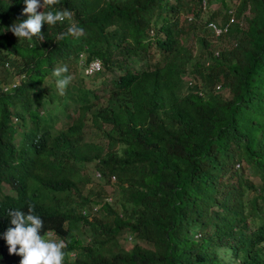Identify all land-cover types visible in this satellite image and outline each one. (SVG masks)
<instances>
[{
	"label": "trees",
	"instance_id": "16d2710c",
	"mask_svg": "<svg viewBox=\"0 0 264 264\" xmlns=\"http://www.w3.org/2000/svg\"><path fill=\"white\" fill-rule=\"evenodd\" d=\"M18 4L0 0V223L34 205L64 264H264V0H61L83 34L44 23L27 48L8 30Z\"/></svg>",
	"mask_w": 264,
	"mask_h": 264
},
{
	"label": "clouds",
	"instance_id": "9594fccd",
	"mask_svg": "<svg viewBox=\"0 0 264 264\" xmlns=\"http://www.w3.org/2000/svg\"><path fill=\"white\" fill-rule=\"evenodd\" d=\"M60 4L61 0H19L16 12L12 16L14 20L8 26V30L13 33L16 42L24 48L31 47L29 41L33 37L39 38L40 41L44 40L41 31L44 23L48 26H54L57 23L64 24L67 22L66 31L61 32L56 40H63L68 36L78 37L82 35L83 29L73 22V13L70 10L64 8L52 11V8ZM210 27H214V25H210ZM1 29L2 25L0 26ZM81 52L84 54L83 51ZM93 61L97 62L98 67L89 71L87 69L88 65ZM81 65L83 75H89L101 68L99 58L96 56L91 57L87 62L83 61ZM67 73V66L55 68L52 72V75L56 78V88L60 95L65 94L73 79ZM21 78L22 75L14 74L7 87H14ZM5 91L9 90L6 89ZM94 175L98 177L100 173L94 171ZM108 180L112 182L110 175ZM2 185L7 187V192L1 190ZM2 185L0 193L7 194L11 192L10 185L5 183H2ZM8 200L5 201V206ZM34 213L35 206L31 204L27 206V212L18 208L8 209L6 218L0 223V253L3 251L7 254V258L2 261L3 264H64L66 243L63 240L56 241L50 235H41L44 221ZM1 259L3 257L0 254Z\"/></svg>",
	"mask_w": 264,
	"mask_h": 264
},
{
	"label": "rangeland",
	"instance_id": "374dc122",
	"mask_svg": "<svg viewBox=\"0 0 264 264\" xmlns=\"http://www.w3.org/2000/svg\"><path fill=\"white\" fill-rule=\"evenodd\" d=\"M204 5H205V7H206V9H207V12H210V11L213 9V5H212V3H211V4H207V5H206V3H204ZM204 16H205V15H204ZM217 19H218V18H217ZM202 29L205 30V32L207 33L206 36H207L209 39H211V40L215 39L216 36H214L213 34H212V36H211V35L208 33V30H207L205 27L202 28ZM219 41L224 43V41H223L222 38H220ZM211 48H212V49L216 48V44L213 45V46H211ZM134 66H137V63H135ZM118 72H120V70L117 69V68H114V71H113L112 73H108V74L105 75V80L107 81V80L109 79V77H110L112 74H115V73H118ZM87 84H88L89 86H93V84L90 83L89 81H88ZM101 85H105V83H104V84H100V86H101ZM216 87H217V85H216ZM83 88L87 89V85L85 84V85L83 86ZM102 90H103V88H102V89L100 88V90H96V89L93 87V92H94L95 94H97L98 92L102 93ZM93 92L91 93V91H89V92L87 93V94H89L90 99H93V97H94ZM98 100H99V99H98ZM13 117H14V116H13ZM13 117H12V119H13ZM17 120H18V117H17V119H16L15 121H17ZM55 126H56V127H59V126H60V123H57V122H56V123H55ZM15 127L21 128L20 126H18V125H16V124H15ZM83 131L85 132V136H84V139H85V140H87V141H91V142H96V143L101 144V146H105V143H106V141H107V138H106V135H104L103 132H100V130H98V129L94 128L93 126H90V125H85V126L83 127ZM18 140H19V137H18L16 134H14V135H13V141L16 143ZM85 166H90V165H89V164H86ZM80 171H81V173H82V172L85 171V169H81ZM95 174H96V172H95ZM92 177H93V172H92ZM113 182H114V181H113ZM81 187H82L81 192L84 193V192L88 189V187H91V188L95 189V188L97 187V185H96L94 182H92V181H87V182H85L84 184H82ZM102 189H103V192H104L105 194L108 195V196H106L107 198H110V199L113 200V199L116 197V193H115V191H113V192L111 193V195H109V193H110V191H111V189H112L110 183H109V184H106V182H102ZM1 190H2L3 192H7V191H8V190H7V187H6L5 185H2V189H1ZM85 210H86V209H85ZM88 215H90V214H88ZM85 239H87V235H85ZM129 241H130V240L127 239V240L124 242V244H125V245H127V243L129 244V243H130ZM221 248H222V247H221ZM225 251L227 252V250H225ZM227 259H228V257H226V256H224V257L222 258V260H227Z\"/></svg>",
	"mask_w": 264,
	"mask_h": 264
},
{
	"label": "built area",
	"instance_id": "2783aa9c",
	"mask_svg": "<svg viewBox=\"0 0 264 264\" xmlns=\"http://www.w3.org/2000/svg\"><path fill=\"white\" fill-rule=\"evenodd\" d=\"M229 20H231V18H229ZM206 28L208 29V30H210V31H212V33L214 34V35H217V34H219L221 31H224L225 30V28H226V26H227V22H225L222 26H218L217 24H215V22H213V21H208V22H206ZM210 25H214V27H210ZM98 67V64H97V62L96 61H93V62H91L89 65H88V70L90 71V70H93V69H96ZM194 80H192V79H189V81H188V83H190V82H193ZM110 180H114V177L112 176V175H110Z\"/></svg>",
	"mask_w": 264,
	"mask_h": 264
}]
</instances>
